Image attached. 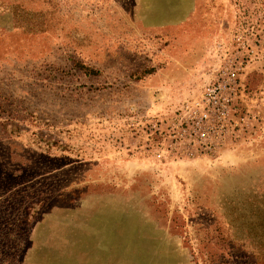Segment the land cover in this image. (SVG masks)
Segmentation results:
<instances>
[{"label":"rangeland","instance_id":"1","mask_svg":"<svg viewBox=\"0 0 264 264\" xmlns=\"http://www.w3.org/2000/svg\"><path fill=\"white\" fill-rule=\"evenodd\" d=\"M250 26L264 0H0V264H206L227 231L263 249L264 121L213 157L168 132Z\"/></svg>","mask_w":264,"mask_h":264},{"label":"built area","instance_id":"2","mask_svg":"<svg viewBox=\"0 0 264 264\" xmlns=\"http://www.w3.org/2000/svg\"><path fill=\"white\" fill-rule=\"evenodd\" d=\"M263 55L264 33L254 26L236 27L207 83L171 116V140L204 156H218L255 122L264 121V83L247 93L242 82L246 68Z\"/></svg>","mask_w":264,"mask_h":264},{"label":"trees","instance_id":"3","mask_svg":"<svg viewBox=\"0 0 264 264\" xmlns=\"http://www.w3.org/2000/svg\"><path fill=\"white\" fill-rule=\"evenodd\" d=\"M77 66L87 74L95 73L94 70H89L79 62H77ZM215 238L216 241L199 240L198 242V246L201 247L198 248V254L199 252L202 255L211 253L210 260H207L208 263L206 264H264V259L261 261V258H264V244L262 245L263 249L258 247L250 250L242 244L243 242H240V244L236 242L228 231L227 236L219 233ZM207 243L214 247L212 251H208Z\"/></svg>","mask_w":264,"mask_h":264}]
</instances>
